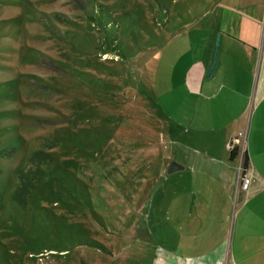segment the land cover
<instances>
[{
	"label": "rangeland",
	"instance_id": "obj_1",
	"mask_svg": "<svg viewBox=\"0 0 264 264\" xmlns=\"http://www.w3.org/2000/svg\"><path fill=\"white\" fill-rule=\"evenodd\" d=\"M246 10L0 0V264H240L232 223L264 186V161L253 175L242 166L253 109L239 94L256 77L208 74L216 28L249 27ZM243 113L244 129H217ZM50 140L51 172L18 207L17 174ZM171 161L184 170L167 175ZM245 260L262 264L264 251Z\"/></svg>",
	"mask_w": 264,
	"mask_h": 264
},
{
	"label": "crops",
	"instance_id": "obj_2",
	"mask_svg": "<svg viewBox=\"0 0 264 264\" xmlns=\"http://www.w3.org/2000/svg\"><path fill=\"white\" fill-rule=\"evenodd\" d=\"M245 9H247L245 25L247 24L249 27L216 28L215 36H218L220 41L221 56L213 71L215 72L218 66L220 73L225 68L231 70L228 71L230 72L229 76L235 83L239 80L238 75H242L244 72L245 79L246 76H249L251 82L253 77H256L254 86L239 94L240 100L244 101L243 112H245V105L253 109L247 130L246 149L244 147L243 152V157L245 158L247 154L252 161V165H250L248 160V173L253 175L256 169L255 163L264 161V0H245ZM252 61L253 67H250ZM257 67L258 70L255 71ZM213 71L212 76L214 75ZM245 126L243 113L229 120V124L223 123L216 127L217 129H244ZM239 134L241 133H238V136ZM238 138L235 137L232 140L236 145L240 143H235ZM238 140L240 141V139ZM225 147L229 151L227 144ZM257 191V195H252L253 197L250 196L242 202L232 223L237 239L235 251L233 250L231 253L234 261L237 259L240 264H245V259L252 250L258 253L259 250L264 251V201L258 202L264 196V186H260ZM252 202H256L255 205H252ZM211 261L219 264L221 258L216 256V259H210V254L187 258V264H205Z\"/></svg>",
	"mask_w": 264,
	"mask_h": 264
},
{
	"label": "trees",
	"instance_id": "obj_3",
	"mask_svg": "<svg viewBox=\"0 0 264 264\" xmlns=\"http://www.w3.org/2000/svg\"><path fill=\"white\" fill-rule=\"evenodd\" d=\"M56 146V140L44 141L39 150L35 151L29 159V166L20 170L17 174V185L10 194V201L18 207H25L31 192L44 180L46 175L51 172L48 166L52 164V157L49 150ZM236 147L229 149V158L233 160L237 157ZM243 169L248 168V158L242 161ZM48 167V168H47Z\"/></svg>",
	"mask_w": 264,
	"mask_h": 264
},
{
	"label": "water",
	"instance_id": "obj_4",
	"mask_svg": "<svg viewBox=\"0 0 264 264\" xmlns=\"http://www.w3.org/2000/svg\"><path fill=\"white\" fill-rule=\"evenodd\" d=\"M216 60H217V58L215 57L208 76L211 75V73H212V71H213V69H214V67L216 65ZM183 170H184V167L181 164L177 163L176 161H171L169 163L167 169H166V174L167 175H171L173 173H176V172H179V171H183Z\"/></svg>",
	"mask_w": 264,
	"mask_h": 264
},
{
	"label": "built area",
	"instance_id": "obj_5",
	"mask_svg": "<svg viewBox=\"0 0 264 264\" xmlns=\"http://www.w3.org/2000/svg\"><path fill=\"white\" fill-rule=\"evenodd\" d=\"M240 136H241V134H239V137H240ZM238 141H239V140L237 139V140L235 141V143H238ZM246 186H247V182H246V183L244 182V184H243V188H245Z\"/></svg>",
	"mask_w": 264,
	"mask_h": 264
}]
</instances>
